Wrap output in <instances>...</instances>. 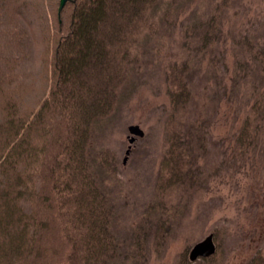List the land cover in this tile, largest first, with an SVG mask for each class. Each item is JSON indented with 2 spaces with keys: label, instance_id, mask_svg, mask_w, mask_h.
I'll return each mask as SVG.
<instances>
[{
  "label": "trees",
  "instance_id": "1",
  "mask_svg": "<svg viewBox=\"0 0 264 264\" xmlns=\"http://www.w3.org/2000/svg\"><path fill=\"white\" fill-rule=\"evenodd\" d=\"M58 1L0 0V264H146L151 233L160 255L173 219L188 207L182 197L162 196L204 187L199 160L212 146L208 106L225 92L221 18L239 0H211L212 9L192 8L182 20L194 0H67L59 13ZM177 22L181 41L173 57L166 53ZM238 35L232 45L253 64L236 59L234 85L240 70L256 71L262 81L260 90L252 83L257 94L234 138L233 153L243 157L264 133V43L247 31ZM149 57L163 64L169 102L159 192L148 205L157 218L151 228L138 225L124 249L103 186L119 180L115 153L99 147L89 155L88 147L137 90ZM216 256H182L176 264H218ZM245 264H264V246Z\"/></svg>",
  "mask_w": 264,
  "mask_h": 264
},
{
  "label": "rangeland",
  "instance_id": "2",
  "mask_svg": "<svg viewBox=\"0 0 264 264\" xmlns=\"http://www.w3.org/2000/svg\"><path fill=\"white\" fill-rule=\"evenodd\" d=\"M213 6L211 0H194L181 11L179 20L186 17L192 8L198 7L199 12L206 8L209 11ZM221 26L219 49L226 64L223 77L225 92L222 95L220 92L216 101L208 106L212 146L199 160L203 164L204 187L186 191L169 188L166 191L168 195L162 196L165 202L170 197H182L188 202V207L173 219L172 228L167 230L161 243L160 255L153 246V234L148 235L146 264H176L182 256L189 259L191 247L208 234H213L215 226L225 227L218 236L213 234L215 252L210 256L217 255L218 264H245L258 246H264V133L246 156L237 157L233 153L235 135L245 111L257 94L251 88L252 83L256 82L260 90L262 81L258 72L252 73V70L248 74L239 71L237 88L232 80L235 79L233 67L236 59L243 58L253 64L248 53L232 45L238 33L247 31L256 42L264 43V0L237 1L224 11ZM171 32L166 54L175 57L181 41L179 22ZM36 44L37 49L41 47L40 37ZM205 66L206 61H203L194 83L193 103L196 109L200 102V87L206 79ZM145 68L143 74H138L141 80H137V90L117 109L108 126L97 131L88 147L89 155L99 147L111 148L115 153L119 180L107 178L103 186L114 205L113 227L124 249L130 244L135 233L133 230L138 225L146 224L151 228L156 221L157 213L148 205L159 192L156 178L165 152L164 122L169 102L165 93L163 64L149 57ZM130 125H138L143 131V135L135 137L132 143H129Z\"/></svg>",
  "mask_w": 264,
  "mask_h": 264
},
{
  "label": "water",
  "instance_id": "3",
  "mask_svg": "<svg viewBox=\"0 0 264 264\" xmlns=\"http://www.w3.org/2000/svg\"><path fill=\"white\" fill-rule=\"evenodd\" d=\"M66 0H60V5H59V11L62 9L64 3ZM129 134L131 135L129 137V143H132L135 139V137H141L143 135V131L140 129L138 125H130L128 127ZM129 152V147L126 150V155ZM125 161V158H124ZM215 252V244L213 241V234L210 233L206 237H204L202 240L198 241L195 243L190 251H189V259L194 260L197 257H208L212 255Z\"/></svg>",
  "mask_w": 264,
  "mask_h": 264
}]
</instances>
